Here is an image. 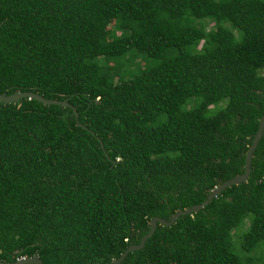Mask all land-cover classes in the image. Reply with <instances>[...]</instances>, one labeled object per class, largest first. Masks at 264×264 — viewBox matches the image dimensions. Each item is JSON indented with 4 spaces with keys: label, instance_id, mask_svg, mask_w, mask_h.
<instances>
[{
    "label": "trees",
    "instance_id": "16d2710c",
    "mask_svg": "<svg viewBox=\"0 0 264 264\" xmlns=\"http://www.w3.org/2000/svg\"><path fill=\"white\" fill-rule=\"evenodd\" d=\"M263 72L264 0H0V93L78 112L0 103V260L111 264L203 203L245 171ZM252 169L119 264H264V133Z\"/></svg>",
    "mask_w": 264,
    "mask_h": 264
},
{
    "label": "water",
    "instance_id": "95a60500",
    "mask_svg": "<svg viewBox=\"0 0 264 264\" xmlns=\"http://www.w3.org/2000/svg\"><path fill=\"white\" fill-rule=\"evenodd\" d=\"M25 98H27L29 100L34 99V100H36L40 103L46 104V105H61V106L69 107L73 110L74 115H75L76 119L78 120V112H77L76 108L74 106L70 105L67 100L60 101V100H54V99H47V98H45V97H43L37 93H34V92H16V93L11 94V95H5V94L0 93V103H4V104H13V103H16V102L23 100ZM79 126L85 128L80 123H79ZM263 133H264V115L260 119L259 128H258L255 136L252 137L253 138L252 145L250 146V148L247 151L246 161H245V171L243 174L237 175L234 178L227 180L226 182H224L223 184H221L220 186L215 188L213 191H211V193L208 195V197L206 198V200L203 203L194 205V206L187 208V209L179 210L178 212H176L173 215V217L170 220H165V219L158 217V216L152 218V220L150 222V230L142 238L140 243L139 244H133V245L129 246L123 252V254L118 259L114 260L111 264H119L122 260H124V258L127 256L128 253L142 249L145 246L146 241L155 232L159 223L166 225V226H171L181 216L189 215V214L198 212L201 209L205 208L211 202L212 199H214L215 197L220 195L223 191H225L227 188L231 187L232 185H240L243 182H246L248 180L252 170H253L252 169L253 154H254V151L256 150L261 138L263 137ZM99 142L101 144V147H102L104 153L106 154V156H108L106 150L104 149L102 141L99 140ZM0 264H6V263H4L3 261L0 260ZM9 264H42V261H41V259H39V257L37 255H35V256H31V257H23L21 259L16 260L15 262H12Z\"/></svg>",
    "mask_w": 264,
    "mask_h": 264
},
{
    "label": "rangeland",
    "instance_id": "374dc122",
    "mask_svg": "<svg viewBox=\"0 0 264 264\" xmlns=\"http://www.w3.org/2000/svg\"><path fill=\"white\" fill-rule=\"evenodd\" d=\"M106 28H107L108 30L110 29V24H109V23L106 25ZM263 73H264V72H263ZM242 228H243V227H240V228L234 229V230H233V234H235V233H237L238 231L242 230ZM236 239H238V238H236Z\"/></svg>",
    "mask_w": 264,
    "mask_h": 264
}]
</instances>
